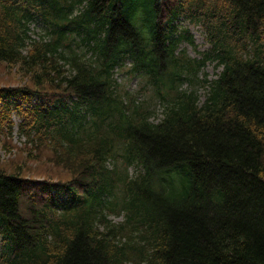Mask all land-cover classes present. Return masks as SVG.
I'll list each match as a JSON object with an SVG mask.
<instances>
[{
	"label": "trees",
	"instance_id": "1",
	"mask_svg": "<svg viewBox=\"0 0 264 264\" xmlns=\"http://www.w3.org/2000/svg\"><path fill=\"white\" fill-rule=\"evenodd\" d=\"M2 63L0 142L66 176L0 165V264H264V0H0Z\"/></svg>",
	"mask_w": 264,
	"mask_h": 264
},
{
	"label": "rangeland",
	"instance_id": "2",
	"mask_svg": "<svg viewBox=\"0 0 264 264\" xmlns=\"http://www.w3.org/2000/svg\"><path fill=\"white\" fill-rule=\"evenodd\" d=\"M184 26L187 27L190 33L193 35L195 44L198 46L197 51L201 52L205 49L204 41L202 40V35L200 28L197 26H192L188 23H184ZM33 29L32 32H37L41 30V26L31 25ZM38 36L33 35L32 38L36 39ZM180 48H185L187 55L190 58H198L197 52L192 49L191 46H188L186 43L182 44ZM204 73H201L198 76V80L186 83L183 88L185 89H194L199 95H203V85L200 82L204 78V74L207 75V79H214L216 74L219 72V69H215L213 64H207ZM117 82L122 91L134 92L142 97H148L151 92L146 90H141L138 79H131L130 75L126 72L118 73ZM29 80L28 77L17 65L9 64H0V87H24L28 86ZM148 105L152 108L154 107V100L152 96L148 99ZM157 108V107H156ZM161 108H157V112L153 113L157 118L160 117ZM11 121L14 124L13 129L10 134L7 136H2L0 142V165L7 169V171H13L17 167H23V173L29 174L33 178H43L46 174H51L53 180H62L65 173L61 172L57 168H53L45 159L48 155V152L42 149H36L25 143V138L21 134L20 119L17 115L11 117ZM32 151V154L29 152ZM40 157V158H39ZM118 161V160H117ZM111 161L110 163H113ZM119 163V162H118ZM118 168L121 169V165L118 164ZM45 177V176H44ZM68 179V177H65ZM113 222L120 221V218L113 216L110 217ZM138 264V263H135Z\"/></svg>",
	"mask_w": 264,
	"mask_h": 264
}]
</instances>
